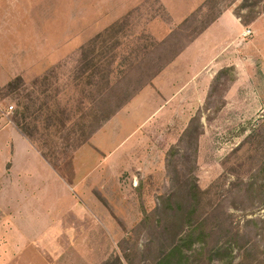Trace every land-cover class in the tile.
<instances>
[{
  "label": "rangeland",
  "instance_id": "374dc122",
  "mask_svg": "<svg viewBox=\"0 0 264 264\" xmlns=\"http://www.w3.org/2000/svg\"><path fill=\"white\" fill-rule=\"evenodd\" d=\"M225 10L249 28L264 0H0V86L22 80L0 95V182L10 176L11 141L22 166L36 162L16 141V108H30L38 138L30 141L60 152L72 131L136 87L56 166L40 152L84 188L104 179L93 189L107 229L94 234L96 264L124 252L130 264H264V17L249 41L233 25L234 57L201 65L212 42H227L220 34L231 26L223 25L169 64ZM6 189L1 182L0 195ZM57 199L49 210L69 208ZM200 219L205 242L179 244L181 261H158Z\"/></svg>",
  "mask_w": 264,
  "mask_h": 264
},
{
  "label": "crops",
  "instance_id": "0c3cea01",
  "mask_svg": "<svg viewBox=\"0 0 264 264\" xmlns=\"http://www.w3.org/2000/svg\"><path fill=\"white\" fill-rule=\"evenodd\" d=\"M259 17H264V12L248 25L252 28L249 27L252 34L248 41L257 31V28L252 26ZM246 24L231 10L223 11L169 64L200 38L218 34L223 25L231 26L229 31L224 29L220 34L227 42L221 47L218 42H212L201 65L202 67L207 64L215 65L217 59L234 57L239 48L232 33L233 25L237 26L236 30L238 29L240 37ZM14 130L16 141L24 151V155L31 151L36 162L26 161L27 165L22 166V163L15 158L14 142L11 141L13 145L10 176L6 181H1L8 186V189L0 195V216L6 213L0 221V250L3 251L0 253L1 261H8L9 264H96V261L90 257V251L97 248V238L94 234H98L99 228L105 233L107 229L104 227V221L101 220L102 217L98 216L100 206L93 195V189L104 179L100 178V181L94 182L92 187L84 188L83 179L68 181L62 178L58 175V170L63 163L59 167H53L42 157L37 145L20 134V129L14 128ZM37 170L40 175L45 171L49 176L38 178L35 174ZM72 187L78 190L71 194ZM57 193L67 195L61 197ZM54 195L56 199L58 198L57 201L70 205L69 208L61 212L55 211L56 207L49 210ZM98 222L102 227H98Z\"/></svg>",
  "mask_w": 264,
  "mask_h": 264
},
{
  "label": "trees",
  "instance_id": "16d2710c",
  "mask_svg": "<svg viewBox=\"0 0 264 264\" xmlns=\"http://www.w3.org/2000/svg\"><path fill=\"white\" fill-rule=\"evenodd\" d=\"M207 26L201 27L200 32H202ZM193 39H194V37H192L190 39V41H192ZM179 51H180V49H179ZM159 70L160 69H158L157 71L149 73L143 84H147L152 78H154L158 74ZM21 84H22V80L20 77H16V78L8 81L3 86H0V95L2 97H4V96H8L11 93H15L19 89ZM136 91H137L136 87L129 88L128 92L126 93L127 95L124 98L117 99V102L114 104L115 106L111 107L109 114H107V115L103 114V115H101V117H99V114H97V116H96L97 121L91 122L89 124L84 123L83 124V130H81L80 133H78V134H76L74 131H72V134L76 137H74L71 142L67 143V145L71 143L70 144L71 146L69 148H67L66 150H61L60 152H58V151L56 152V149L53 151H49V148H52V147H48V149H47V146H49V143H47L48 140L47 141L44 140L42 143H39L40 152L52 165L56 166V164L65 155H67L68 152H70V151L73 152L76 149H78L81 145L88 142L90 137L110 117H112L119 109H121L134 96V93ZM125 92H126V90H125ZM29 116H30V108L28 105L22 106L21 110L16 108L14 111V122H15L16 126L20 129V131L24 134V136H26L29 140L34 141L35 138L36 139H38V138L34 137V135L32 134V130L30 127L31 121L28 120ZM98 117H99V119H98ZM32 124L34 127H37L36 122L32 123ZM48 124H49V122H48ZM46 128H48V126ZM208 236H210V233H208L206 231L205 220L200 219L196 223H192L191 225H189V229L185 233L180 235V237L178 238L175 245H173L171 248H169L165 253L163 252L158 257V261H162V262L163 261H181L182 260L181 258H177L176 260H174L176 253H183L181 246L179 244L184 243V242L189 243V244H192L194 242L204 243ZM129 256L130 255L125 253V252L123 254V260L118 255L110 256L105 261H103L102 264H124L122 261H126V263H129V261H131L129 259ZM178 264H181V263L178 262Z\"/></svg>",
  "mask_w": 264,
  "mask_h": 264
},
{
  "label": "built area",
  "instance_id": "2783aa9c",
  "mask_svg": "<svg viewBox=\"0 0 264 264\" xmlns=\"http://www.w3.org/2000/svg\"><path fill=\"white\" fill-rule=\"evenodd\" d=\"M251 34H252V30H251L250 28L246 27V28L243 30V32H242V34H241V37H242V38H247V37H249ZM8 108H9V110H11L13 107L10 105Z\"/></svg>",
  "mask_w": 264,
  "mask_h": 264
}]
</instances>
